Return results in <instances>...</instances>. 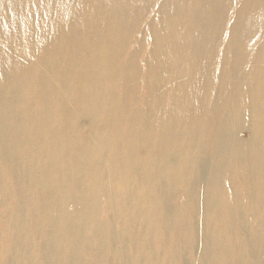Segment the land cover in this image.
Here are the masks:
<instances>
[{
  "label": "bare ground",
  "instance_id": "bare-ground-1",
  "mask_svg": "<svg viewBox=\"0 0 264 264\" xmlns=\"http://www.w3.org/2000/svg\"><path fill=\"white\" fill-rule=\"evenodd\" d=\"M0 264H264V0H0Z\"/></svg>",
  "mask_w": 264,
  "mask_h": 264
},
{
  "label": "rangeland",
  "instance_id": "rangeland-1",
  "mask_svg": "<svg viewBox=\"0 0 264 264\" xmlns=\"http://www.w3.org/2000/svg\"><path fill=\"white\" fill-rule=\"evenodd\" d=\"M37 242H38V240H37ZM36 244H38V243H36ZM72 248V250L74 249L73 247H71Z\"/></svg>",
  "mask_w": 264,
  "mask_h": 264
}]
</instances>
